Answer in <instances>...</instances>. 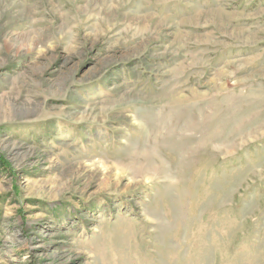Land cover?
Here are the masks:
<instances>
[{"label":"rangeland","instance_id":"374dc122","mask_svg":"<svg viewBox=\"0 0 264 264\" xmlns=\"http://www.w3.org/2000/svg\"><path fill=\"white\" fill-rule=\"evenodd\" d=\"M0 264H264V0H0Z\"/></svg>","mask_w":264,"mask_h":264}]
</instances>
